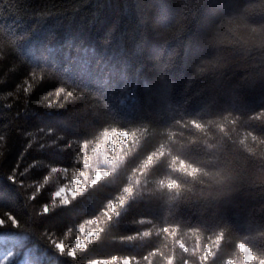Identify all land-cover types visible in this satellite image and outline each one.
I'll use <instances>...</instances> for the list:
<instances>
[{
    "label": "trees",
    "instance_id": "16d2710c",
    "mask_svg": "<svg viewBox=\"0 0 264 264\" xmlns=\"http://www.w3.org/2000/svg\"><path fill=\"white\" fill-rule=\"evenodd\" d=\"M6 212L0 264H261L264 0H0Z\"/></svg>",
    "mask_w": 264,
    "mask_h": 264
},
{
    "label": "snow or ice",
    "instance_id": "6c2138e0",
    "mask_svg": "<svg viewBox=\"0 0 264 264\" xmlns=\"http://www.w3.org/2000/svg\"><path fill=\"white\" fill-rule=\"evenodd\" d=\"M25 92L29 91V88H24ZM61 91H63L61 89ZM53 172H56L57 169L53 168ZM12 177H10L11 179ZM75 191L72 189L67 190L64 187L59 188L53 195L55 197H60V203L67 204L69 202V195L75 196ZM49 210V207L47 205H44L42 207V213H46ZM5 218H0V226H3L6 222H10L13 227L18 226V220L15 216H13L10 213H4ZM89 223H94V221H89ZM81 231H83V228H81ZM90 232V231H89ZM92 235H86L83 239L77 238L75 242V247L66 249L63 242H56L55 248L59 251L60 254L66 255L67 257H70L71 259L75 260L77 256V250H85L92 242L94 237H98V233L96 231H91ZM242 259L243 264H251L252 261L257 260V256L252 252V250L245 244L240 243L238 245ZM12 255L11 252L7 254V256L4 257L5 260H7ZM120 260L119 257L113 256L111 257V261L113 264L117 260ZM89 264H109L108 260H98L93 259L89 262ZM120 264H131L130 258L124 257L122 260H120ZM228 264H231V261L228 262Z\"/></svg>",
    "mask_w": 264,
    "mask_h": 264
},
{
    "label": "rangeland",
    "instance_id": "374dc122",
    "mask_svg": "<svg viewBox=\"0 0 264 264\" xmlns=\"http://www.w3.org/2000/svg\"><path fill=\"white\" fill-rule=\"evenodd\" d=\"M95 158H96V156H95ZM103 162V163H102ZM104 162L105 163H109V160H105V159H102V161H101V165L99 164L98 165V169H96V170H94L95 171V173H94V175H93V177L95 178L96 177V174L99 172L101 175H100V177H102V176H104L105 174H107V172H106V168L104 167ZM110 165V164H109ZM92 176V175H91ZM72 189V188H71ZM73 190V189H72ZM67 194V193H66ZM1 240H3V238H0V241Z\"/></svg>",
    "mask_w": 264,
    "mask_h": 264
},
{
    "label": "clouds",
    "instance_id": "9594fccd",
    "mask_svg": "<svg viewBox=\"0 0 264 264\" xmlns=\"http://www.w3.org/2000/svg\"><path fill=\"white\" fill-rule=\"evenodd\" d=\"M100 175H101V174L98 172V173L96 174V177L93 179L92 183H95L96 180L99 179ZM88 235H92V232L90 231V232L88 233ZM261 264H264V261H261Z\"/></svg>",
    "mask_w": 264,
    "mask_h": 264
}]
</instances>
